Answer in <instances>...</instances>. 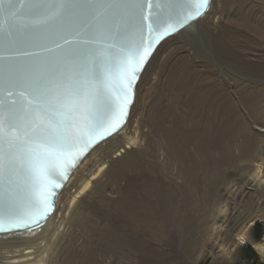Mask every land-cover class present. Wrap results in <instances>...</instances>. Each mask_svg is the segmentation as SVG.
<instances>
[{
    "label": "bare ground",
    "instance_id": "1",
    "mask_svg": "<svg viewBox=\"0 0 264 264\" xmlns=\"http://www.w3.org/2000/svg\"><path fill=\"white\" fill-rule=\"evenodd\" d=\"M169 38L157 47L139 78L126 125L79 163L42 227L0 235V264L151 261L154 246L144 247L135 232L122 230L124 217L134 219L144 204L138 200L139 190L130 191L133 180L134 188L140 190L162 185H157L159 191L169 195L164 216L187 218L188 207L207 196V182H216L218 171L232 165L236 174L226 175L223 182L254 201L247 212H263L264 216V0H210L202 17ZM136 158L145 162L150 173L138 172L129 178L120 194L110 182L119 170L121 176L129 174L124 170ZM242 172L249 176L238 178ZM244 186L250 194L243 191ZM230 206L228 203L220 214L210 216L218 236L203 233L209 243L203 248L202 240L193 252L208 255L204 264L215 249L226 250V245L219 246L215 240L222 244L230 237ZM109 208L122 216L117 217L118 222L116 217L104 216ZM253 250L257 264H264V235L254 237ZM146 252L149 256L144 260L141 256ZM180 256L167 255L165 264H187V260H178Z\"/></svg>",
    "mask_w": 264,
    "mask_h": 264
},
{
    "label": "water",
    "instance_id": "2",
    "mask_svg": "<svg viewBox=\"0 0 264 264\" xmlns=\"http://www.w3.org/2000/svg\"><path fill=\"white\" fill-rule=\"evenodd\" d=\"M209 4L0 0V235L44 225L79 163L126 125L157 47ZM72 37L75 55L64 44Z\"/></svg>",
    "mask_w": 264,
    "mask_h": 264
},
{
    "label": "rangeland",
    "instance_id": "3",
    "mask_svg": "<svg viewBox=\"0 0 264 264\" xmlns=\"http://www.w3.org/2000/svg\"><path fill=\"white\" fill-rule=\"evenodd\" d=\"M201 37L202 36H200V38ZM169 39H167V40H169ZM200 45L201 44H197L196 46H200ZM201 48H202V46H201ZM170 58L172 60V57H170ZM172 63H173V60H172ZM136 161L137 162L133 166H131L128 169L124 170V172H129L130 175L128 173H123L125 175L121 176L122 175V174H120L121 170H119L117 172L118 174L116 176H113V180L110 182V184H111L110 186L115 188V189L117 188L116 190H118V192L120 194L122 193L121 189L124 187L125 181L129 180V178L131 179V178L136 177L138 172H140V173H150V170H149V168L147 167V165L145 164L144 161H142L141 159L139 160L138 158H136ZM138 163H140V164L137 165ZM144 165H146V167ZM159 165H161V164H159ZM138 166H140V167H138ZM143 167H145V168H143ZM226 167H227V169H226L227 171L225 169L224 170L220 169L218 171V175L219 176H217L218 179L216 180V182H212V183H208L209 181L207 182V185H206L207 188L205 190V192L207 191L205 193V196L206 195L207 196L204 198V200L200 204L190 205L191 207H188V211H189L190 217H187V218L178 217V216L173 215V216H171L170 218L167 219L164 216L162 211L165 209L166 203H168V201H169V195L165 194V193L163 194V192L159 191V187H161L162 185L157 183L156 185L150 186L147 189H145V187H144V190H140L139 187H137L135 189L134 185H136V183L134 182V180L133 181L130 180L131 181L130 182V188H131L130 191L132 192V188H133V192L136 191V190L140 191L139 195H138V200H141V201L144 202V204H142L144 207L143 206L139 207L141 210H140V212L138 214H136L134 219L127 220L126 216L124 217L125 220L122 223V228H124V229H122V230L125 231L126 233L128 232V233H132V234L135 232L134 233L136 235L135 237H136V239L139 241V243L142 246L147 247L150 244L154 246V251H153V253L150 256V257H152L151 261L148 260L147 263L143 262L142 264H165V263H167V259H168L167 255H173L174 256L175 254H176V256L177 255L178 256L181 255L178 260H181L183 262H186V260H187L188 261L187 264H195V263L196 264H200V263L204 264L203 260L205 261V258H207L208 255H205V253H204L202 255L197 256L195 254L197 258H194L195 255H194L193 252H194V250L197 249L196 247L202 243V240L205 241V246L203 248L206 247V243H209V242H206L207 238L205 239V237L203 236V233L206 232L208 234V232H209L211 235H215V237L218 236V234L216 232L217 229L212 225V219L210 218V216L212 217V215L214 213L220 214L221 211L225 210L224 208L228 205V203L231 204V206L229 207V210H228L229 211L228 214L230 215V217L232 219L231 224H230V228L232 230H228L229 231L228 234L230 235V237H226L227 238V243L222 241V244H221L219 242V240H215L216 243H219L218 244L219 246L223 245V244H224L223 246L226 245L225 246L226 250H224V248H223V250L225 251V252H223L222 251V247H220L221 249H215L214 254L212 256L213 259L210 258V260H209V258H208L207 259V263L205 262V264H210L208 261H211V260H212L211 264H216V263L217 264H234V263L235 264H241V263L257 264L256 257H255L256 251L253 250V244H254V237L255 236L258 237L259 235H264V224H262V223H264L263 212L262 213L254 212L253 214L247 212L249 210L248 206L251 205L252 202H253V204H255V203H254L253 200L249 201L248 198L245 197V195L243 196V194H241V192L235 191L234 189L231 188V186H228V185H226L223 182V179L225 178L226 175L233 176L234 174H236L235 173L236 171L234 170L232 165H231V167L229 165H227ZM245 172H242L240 174L238 173V175H237L238 178H242L243 177L242 179H246L247 176H249V175H248V173H245ZM132 173H134V174H132ZM219 179H220V182H219ZM218 182H219V184H218ZM213 183H214V185H213ZM211 184H212V187H211ZM157 185L158 186L160 185V186L158 187ZM119 187H121V188H119ZM242 189H243V191L247 192V194H250L248 186H244ZM140 194H141V196H140ZM154 194L157 195L156 196L157 199H155V195ZM222 195H225L224 198L222 197ZM152 198H153V200H152ZM165 198H166V200H165ZM239 198H241V202H239L240 201ZM214 199H216L215 202H214ZM211 200L213 201L212 204H211V202H212ZM141 201H139V202H141ZM213 204L215 205V207H214ZM147 205H149V206H147ZM240 205H241V207H240ZM144 208H146V209H144ZM148 208H149V210H147ZM263 208L264 207L262 206V210H264ZM194 209H195V212L193 211ZM109 210L106 211L108 214L105 213V215L104 214L103 215L105 217H107L108 219H113V218L116 217V221L118 222L119 219L117 217L120 216V218H121L122 216L121 215H116L117 213H116V211L113 208H109ZM151 211H152L153 214L151 213ZM201 211H202V213H201ZM239 211H240V213H239ZM149 214L151 215L152 218L150 216H148ZM152 215H154V216H152ZM192 215L194 216V218L192 217ZM247 216H249V217H247ZM144 218L147 221L144 220ZM257 218L259 219V221H258ZM236 223H237V225H236ZM213 228H214V232H213ZM210 230H212V232ZM222 231H224V230H222ZM237 232L238 233L241 232V233L238 234ZM242 234H243V237L241 236ZM224 235H225V233H224ZM220 237H222V236H220ZM231 238H232V240H231ZM199 239H200V241H199ZM248 239H249V241H248ZM186 244L188 246H186ZM193 244H194V246H193ZM206 249H204V252H205ZM188 250H190V251H188ZM213 250H214V247H213ZM218 250H220V251H218ZM148 254L146 252L141 257L144 259V257L147 255V258H148V256H149ZM226 257H228L227 258V262L225 261ZM216 259H220V260L216 261ZM156 261H157V263H155Z\"/></svg>",
    "mask_w": 264,
    "mask_h": 264
},
{
    "label": "snow or ice",
    "instance_id": "4",
    "mask_svg": "<svg viewBox=\"0 0 264 264\" xmlns=\"http://www.w3.org/2000/svg\"><path fill=\"white\" fill-rule=\"evenodd\" d=\"M34 7L36 8H39L41 7V5L37 4V5H34ZM74 42H75V37H72L71 39H68L66 38L64 40V44L68 45L69 46V55H75V47H74ZM57 47H62L61 45L57 44ZM47 77H41L39 79H36L32 82V88L34 89V91H36L37 93L40 92V89H42L45 84L47 83ZM37 99L39 100L40 99V96L38 95L37 96ZM125 103H127V101L125 100ZM113 109H112V106L111 105H106L105 106V111L106 112H111Z\"/></svg>",
    "mask_w": 264,
    "mask_h": 264
}]
</instances>
